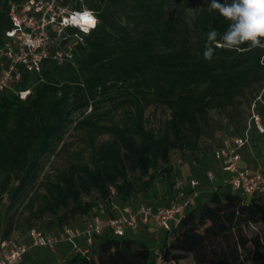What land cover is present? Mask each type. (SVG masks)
I'll use <instances>...</instances> for the list:
<instances>
[{
  "label": "trees",
  "instance_id": "obj_1",
  "mask_svg": "<svg viewBox=\"0 0 264 264\" xmlns=\"http://www.w3.org/2000/svg\"><path fill=\"white\" fill-rule=\"evenodd\" d=\"M8 1L0 0V42L10 28ZM207 3L85 0L99 24L82 35L76 67L44 61L40 74L22 75L17 89L30 90L25 100L12 92L0 94V198L4 194L15 198L35 180L38 159L51 151L72 123L86 133L88 159L72 161L54 178H46L43 193H34L28 202L32 210L38 200L34 210L38 217L58 216L61 231L64 226L80 227L99 214L94 210L99 203L105 208L130 204L133 195L150 189L151 171L173 180L171 151L197 150L209 128L211 110L235 108L254 87L264 93V50L217 48L212 61L203 59L206 33L212 29L223 33L228 27L217 12L207 11ZM189 8L194 9L191 16ZM53 72L66 75L65 79H50ZM123 92L127 98L114 103L115 95ZM106 101L112 102L113 110L128 107L121 120H100L98 107ZM151 103L169 110L159 131L144 125L143 113ZM76 112L82 117L74 122L71 116ZM96 135H107L109 140L96 144ZM13 181L15 187L10 186ZM92 193L97 198L83 199ZM13 230L10 224L5 238ZM188 258L193 264H264V199L220 184L165 231L158 253L151 254L148 244L130 235L117 237L105 230L93 236L87 253L74 252L66 261L180 264Z\"/></svg>",
  "mask_w": 264,
  "mask_h": 264
},
{
  "label": "built area",
  "instance_id": "obj_2",
  "mask_svg": "<svg viewBox=\"0 0 264 264\" xmlns=\"http://www.w3.org/2000/svg\"><path fill=\"white\" fill-rule=\"evenodd\" d=\"M7 8L10 28L4 31L0 42V94L12 92L20 100H25L30 90L17 89L24 72L40 74L44 61L56 66L67 64L76 67V47L83 43L82 35H87L83 29L89 27L78 13L87 8L69 7L63 0H9ZM69 29L76 32L68 34ZM251 121L254 129L262 131L258 116H252ZM249 128L250 125L240 136L222 140L212 156L228 174L221 184L243 195H258L264 199V171L238 168L241 150L251 143ZM205 177L212 181L214 174L207 171ZM199 193L198 178L175 179L168 205L143 204L133 207L131 204H111L112 216L109 213L106 217L97 214L85 220L80 227L64 226L56 235L30 228L25 243L17 242L13 236L0 241V264H19L33 249L53 251L62 243L70 245L73 252L85 254L93 236L101 235L105 230H110L117 237L124 236L126 230L138 226L169 230L179 222L188 208L196 204ZM80 238L85 241L86 248L78 245Z\"/></svg>",
  "mask_w": 264,
  "mask_h": 264
},
{
  "label": "rangeland",
  "instance_id": "obj_3",
  "mask_svg": "<svg viewBox=\"0 0 264 264\" xmlns=\"http://www.w3.org/2000/svg\"><path fill=\"white\" fill-rule=\"evenodd\" d=\"M69 7H75L78 4L80 7H85V0H69L67 2ZM123 5V4H122ZM124 7V5H123ZM86 8V7H85ZM175 13L173 9H168V13ZM189 16L192 12H187ZM60 77L55 72L49 75L52 80L62 81L65 79ZM35 78V77H34ZM33 78V79H34ZM32 81V80H31ZM260 87H254L248 90L244 97L239 99L235 108H228L226 110L213 109L209 112V128H206L204 134L200 137L198 142V148L195 152L190 150H173L170 153L169 162L172 165L173 180H169L167 177L161 175L157 170L151 171L150 175L153 176V181L150 189L146 192H139L132 197L130 203L133 207L143 204H160L165 201V196L169 194V190L172 182L175 179L189 177V174L198 176L199 171L203 172L207 170V165L212 163V153L215 148L220 146L222 140L234 136H238L245 126L250 125L249 131L253 136V158L252 161L260 168L264 169V93ZM127 98V95L123 92L121 96L115 95L114 103ZM97 116H101L102 122L107 123L109 120L119 121L122 119L124 112L128 108L123 106L117 110L112 109V102L106 101L101 103L98 107ZM110 112L106 115H100L102 112ZM89 111L84 113V115ZM258 116L260 118V124L262 131L254 129L251 117ZM82 117L80 112L73 113L71 120L76 122ZM169 119V110L156 103L149 104L143 113L144 125L148 129L155 131L161 130L165 122ZM75 123L66 126L61 139L57 144H54L51 151L43 154L38 159L36 178L30 182L26 188L19 193L15 198L9 194H4L0 198V241L5 238V231L11 224L14 230L10 232V236L18 233L19 237H24L27 230L30 228H37L45 233L56 235L61 231L62 223L59 221L58 216H50L44 214L41 217L36 216L34 213L35 207L38 204V200L34 201V207L32 210L28 208V202L34 193H43V184L46 178H54V176L63 170L72 161H84L88 159L89 148L87 147L86 133L84 130L75 129ZM244 131V130H243ZM109 140L107 135H96L95 142L99 144ZM195 168H194V167ZM192 172V173H191ZM132 180H136V177L131 176ZM16 181L11 182L12 187H15ZM89 198H97L96 193H92L90 197H84V200ZM94 209L99 215L105 216L110 214V207L101 206ZM157 229L153 226H148ZM8 235V236H9ZM157 234L153 231H149L144 226L136 231L133 238L146 243L150 246L151 254L159 252L160 244L157 242ZM156 236V237H155ZM162 239V238H161ZM163 240V239H162ZM22 242H26L24 239ZM160 242V241H159ZM162 242V241H161ZM66 246L55 248L53 251L45 249H34L33 252L23 258L21 264H67L65 258ZM180 264H193L191 258L183 260ZM245 264H250L246 261Z\"/></svg>",
  "mask_w": 264,
  "mask_h": 264
},
{
  "label": "clouds",
  "instance_id": "obj_4",
  "mask_svg": "<svg viewBox=\"0 0 264 264\" xmlns=\"http://www.w3.org/2000/svg\"><path fill=\"white\" fill-rule=\"evenodd\" d=\"M188 11L192 12L194 9L189 8ZM207 11L217 12L228 22V27L223 33L215 29L206 33L202 53L204 60L212 61L217 48L235 51L257 48L264 50V0H208ZM78 15H88L94 21L83 29L85 34L99 24V19L90 9H84ZM245 45L246 48L243 47Z\"/></svg>",
  "mask_w": 264,
  "mask_h": 264
},
{
  "label": "crops",
  "instance_id": "obj_5",
  "mask_svg": "<svg viewBox=\"0 0 264 264\" xmlns=\"http://www.w3.org/2000/svg\"><path fill=\"white\" fill-rule=\"evenodd\" d=\"M253 147H254L253 146V142H251L249 146H247V147H245L244 149L241 150V152H240L241 159H240V162L238 163V168L239 169L255 170V171H264V169L258 167L252 161V158H253V156H252L253 152L252 151L255 150V149H253ZM211 162L212 163H209L206 166L207 167V170L206 171H203V172L202 171L201 172L199 171L198 176L193 175L194 173L193 174H189V177L188 178L196 177V178H198V181H199V190H200V193H199V195H198V197L196 199V204L201 203L202 201L206 200L209 197V195L217 188V186H219L222 183V180L225 177L228 176V174L223 171L222 165L220 164V162L214 161L213 158H212V161ZM207 171H210V172H212L214 174V179L212 181L208 180L205 177V173ZM171 196H172V193L171 194L169 193L167 196H165V201H163V203L161 202L159 205H168L170 203ZM141 227H143V226H138L135 229H128V230H126V234L133 237V235H135L136 231H138L139 228L141 229ZM144 227L147 228L149 231H153V233H156L157 234L156 235L157 236V242L158 243H161L162 239L164 238L165 231L159 230V231L156 232V230L154 228H151V227H148V226H144ZM13 238L17 242L25 243V242H22V241L25 239L26 242H27V240H28L27 232H26V234H25L24 237H19L18 236V233H16L15 235L13 234ZM78 245L81 248H86V243H85V241L82 238H80V240L78 241ZM61 246H66V248H68V250L66 249V254H65V258L66 259L72 253H74L73 250L71 249V246L70 245H68L66 243H62V244H59L57 247H61ZM33 250L29 251L24 256V258L26 256L30 255L33 252ZM22 262H23V259H22V261L19 264H21Z\"/></svg>",
  "mask_w": 264,
  "mask_h": 264
},
{
  "label": "snow or ice",
  "instance_id": "obj_6",
  "mask_svg": "<svg viewBox=\"0 0 264 264\" xmlns=\"http://www.w3.org/2000/svg\"><path fill=\"white\" fill-rule=\"evenodd\" d=\"M82 19H83L85 24L90 25V24L94 23V21H92L91 17H89L88 15H85L84 17H82Z\"/></svg>",
  "mask_w": 264,
  "mask_h": 264
}]
</instances>
